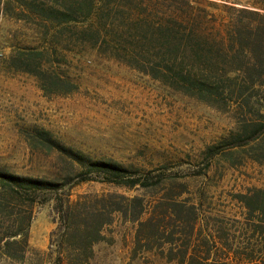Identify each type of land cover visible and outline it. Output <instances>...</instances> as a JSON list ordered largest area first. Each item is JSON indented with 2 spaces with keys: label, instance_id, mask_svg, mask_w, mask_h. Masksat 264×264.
I'll return each instance as SVG.
<instances>
[{
  "label": "rangeland",
  "instance_id": "obj_1",
  "mask_svg": "<svg viewBox=\"0 0 264 264\" xmlns=\"http://www.w3.org/2000/svg\"><path fill=\"white\" fill-rule=\"evenodd\" d=\"M229 1L237 6L252 2ZM38 50H44L38 57L41 73L16 69V56ZM44 76L58 81L50 91L42 88ZM248 95L247 100H214L172 90L94 50L54 52L23 21L0 17L1 171L63 180L71 168L75 173L83 168L74 155L79 154L163 174V181L148 189L99 181L72 189L73 199L96 193L139 195L147 203L159 202L166 216V228L146 226L138 242L139 221L114 213L90 264H183L181 248L190 228L179 225L180 214L170 205L174 199L198 206L200 244L210 233L222 236L225 247L264 246L261 233L258 240L253 237L255 227L244 218L240 202L241 194L264 189V86ZM28 200L26 195L12 203L1 198L0 242L20 220L25 224L30 212L32 219L25 257L12 258L0 247V264H52L53 202L29 206ZM212 247L216 264H229L223 260L226 251Z\"/></svg>",
  "mask_w": 264,
  "mask_h": 264
},
{
  "label": "trees",
  "instance_id": "obj_2",
  "mask_svg": "<svg viewBox=\"0 0 264 264\" xmlns=\"http://www.w3.org/2000/svg\"><path fill=\"white\" fill-rule=\"evenodd\" d=\"M0 0V17L10 16L29 25L47 48L81 55L94 50L143 72L168 88L206 99L232 97L247 100L248 91L264 86V0L237 6L229 0ZM44 50L16 56L18 70L41 73L38 57ZM46 91L58 81L44 76ZM49 86H48V85ZM43 138L50 141L47 136ZM83 165L63 180L19 176L0 170V209L28 197L32 206L52 201L56 228L50 236L52 264H90L94 245L104 239V228L113 214L122 212L146 226L166 228L159 202L147 203L139 195L118 193L81 194L72 189L90 181L133 189H148L163 181V174L142 172L106 160H89L74 154ZM74 167V166H73ZM253 237L264 238V189L240 195ZM180 214L178 223L189 227L181 248L183 264H216L212 246H221L225 262L264 264V246L243 250L224 245L220 235L197 239L200 216L196 203L171 202ZM146 214L145 218H142ZM171 215L173 213H170ZM170 215V216H171ZM20 220L0 247L12 258L23 259L29 248V226ZM177 225V224H175ZM176 231H172L174 234ZM185 232V231H184ZM258 237V238H257ZM204 245V246H203ZM203 246V247H202Z\"/></svg>",
  "mask_w": 264,
  "mask_h": 264
}]
</instances>
